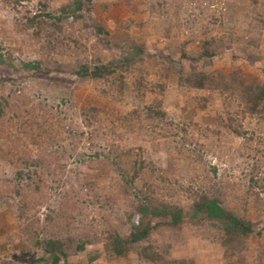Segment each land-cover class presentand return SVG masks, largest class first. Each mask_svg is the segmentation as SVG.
I'll return each instance as SVG.
<instances>
[{
  "label": "rangeland",
  "instance_id": "374dc122",
  "mask_svg": "<svg viewBox=\"0 0 264 264\" xmlns=\"http://www.w3.org/2000/svg\"><path fill=\"white\" fill-rule=\"evenodd\" d=\"M0 46V264H53L36 245L51 234L70 240L57 264H150L142 247L264 264V109L248 97L264 0H0ZM84 63L112 73L77 77ZM202 74L213 84L187 82ZM201 193L251 222L244 248L193 209ZM167 204L179 225L141 210ZM145 224L159 225L112 252Z\"/></svg>",
  "mask_w": 264,
  "mask_h": 264
},
{
  "label": "trees",
  "instance_id": "16d2710c",
  "mask_svg": "<svg viewBox=\"0 0 264 264\" xmlns=\"http://www.w3.org/2000/svg\"><path fill=\"white\" fill-rule=\"evenodd\" d=\"M5 56L2 53V48L0 46V64H5ZM110 64H98L90 66L88 64H82L77 69H71L73 74L77 77H86L90 76L93 79H98L103 77L106 74L112 73V70L109 69ZM23 67L28 68L29 70H34L37 72L49 71V69H43L42 64L38 60L24 62ZM192 86L197 88L212 85L214 80L209 76L202 74L199 76L198 80H194V77L190 76L187 78ZM251 91L248 95L249 100H251V111H256L259 106H262L264 109V84H254L251 86ZM192 207L196 211H200L206 214L207 219L215 221L221 225V229L226 235V242L230 245L236 247L241 246L244 248L246 246V239L251 234H257L252 227V224L249 220L244 219L243 217L237 215L231 209L226 208L220 200L216 197L208 196L205 193L197 194L193 200ZM148 209H151L153 214L161 213L166 219L164 224L170 226H177L182 222L181 215L182 211L180 207L175 205H162L161 212L157 210L156 206H145L141 208L142 212H147ZM159 224L151 226L145 224L142 227H135L127 238H120L115 236L111 241V250L115 255L124 256L129 252L130 245L139 244L141 241L148 238L150 228L157 227ZM152 229V228H151ZM46 235V232H45ZM235 243V244H234ZM70 244V240L66 239L57 234H51L45 236L39 241H36L37 246H42L43 249L51 254L52 263L57 264L61 258H66L67 256V247ZM85 244L82 242L75 244V248L78 250L84 249ZM140 256L145 261H148L150 264H192L180 258H167L159 257L154 252H150L148 247H142Z\"/></svg>",
  "mask_w": 264,
  "mask_h": 264
}]
</instances>
